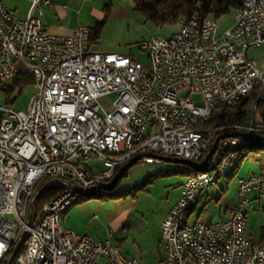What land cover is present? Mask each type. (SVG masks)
<instances>
[{"label": "built area", "instance_id": "built-area-1", "mask_svg": "<svg viewBox=\"0 0 264 264\" xmlns=\"http://www.w3.org/2000/svg\"><path fill=\"white\" fill-rule=\"evenodd\" d=\"M27 1L24 18L0 1V86L26 72L35 89L23 110L0 103V263L18 245L10 264H139L60 218L83 196L111 187L129 161L165 158L208 168L180 184L161 223L164 256L152 264H264V240L247 235L245 209L251 193L264 199V166L235 178L237 203L224 219H187L238 149L252 136L264 140L261 123L205 125L218 106L264 85V68L246 55L264 43V0H241L220 33L206 17L141 40L147 62L91 50L83 24L68 35L48 33L40 16L51 0ZM91 158L100 167L91 170ZM51 187L55 195L35 205Z\"/></svg>", "mask_w": 264, "mask_h": 264}, {"label": "rangeland", "instance_id": "rangeland-1", "mask_svg": "<svg viewBox=\"0 0 264 264\" xmlns=\"http://www.w3.org/2000/svg\"><path fill=\"white\" fill-rule=\"evenodd\" d=\"M25 4L27 8V0ZM114 5L116 7H122V9L126 11V14L119 17L108 18L104 22L98 39L91 44V50L115 51L139 59L142 62H147L148 58L146 52L140 48V41L153 38V36L166 38L173 32L176 24L165 25L163 27L155 25L152 21L146 20L141 13L134 11L130 0H114ZM231 17L232 12L216 18L217 33H220L232 24ZM92 22L87 24L92 26ZM246 55L249 59L255 60L259 68H264V43L258 47L249 48ZM11 85L12 82H5L0 86V103H6V94L3 88L10 87ZM34 92L35 89L31 84L26 85L12 102L6 104L13 108L23 110ZM112 99L113 95L108 96V101ZM257 99L252 103V109L254 108L253 120H251L250 115L248 125L260 124L261 109L256 108ZM104 104L106 105L107 103L104 102ZM261 142L264 143V140ZM262 156H264L263 152ZM216 159L217 155L215 153L212 157L213 162L216 161ZM255 160L256 157L254 155H248L242 160L234 176L226 178L221 175L217 178L213 186L202 191L201 198L196 204L193 216L195 217L198 215V221H216L218 217V204H221L222 199L225 197L237 199V195L235 194V178L246 176L245 174L252 172L255 168ZM87 164L95 167L100 164V161L97 158H91L87 161ZM185 165L186 164L180 161L165 158L158 159L149 164H140V162H136L128 166L125 174L119 177L112 191L132 188L146 179V176L150 173L160 170L179 169L183 166L185 167ZM174 175L180 176L181 174L170 173L159 175L153 178L152 182L147 185L145 184L140 190H136L133 196L129 195L126 199H99L94 196L88 198V200L92 202L91 204L96 203L95 205H99V207L102 208L101 210H95L97 217L92 221V236L95 239L109 240L112 244L117 245L124 255H127L129 252L133 253L134 258L138 259L137 261H139V264H147L152 261L154 255L152 241L149 240L150 235L148 236L145 229L150 228L151 232L154 233L158 225L159 215L168 202L161 187L157 186L159 185V181L164 178L173 177ZM178 179L179 177H177L176 180ZM153 183L156 186L148 188L146 191V186H150ZM101 192L102 191L97 190L95 193ZM206 194L207 197L205 196ZM205 198L207 200H205ZM116 202L118 203L117 205ZM126 205L130 206L131 209L123 213L121 208ZM117 206H119V208H117ZM263 208L264 200L262 199L256 200L253 205L246 206L245 209L248 211V219L254 217L256 213H260V215L264 214ZM194 217L189 219L193 220Z\"/></svg>", "mask_w": 264, "mask_h": 264}, {"label": "trees", "instance_id": "trees-1", "mask_svg": "<svg viewBox=\"0 0 264 264\" xmlns=\"http://www.w3.org/2000/svg\"><path fill=\"white\" fill-rule=\"evenodd\" d=\"M132 2V9L143 15L146 20L152 21L155 25L163 27L165 25H174L180 21H189V19L202 20V18L209 17L216 20L224 14H229L233 10L241 7V0H130ZM111 7V0H108L104 5V18L100 22H95V25L90 28V45L98 39L104 22L107 20L109 15V10ZM33 75L26 72H20L14 78H12V85L10 87L3 88L6 94V103L12 102L16 96L20 93L21 89L26 85L33 84ZM264 97V85L255 87L247 95L242 96L233 105H220L213 111L212 117L205 123L206 126L218 125L220 123L226 124H241L247 125L250 121V115L252 112V103L259 97ZM256 108L261 109L260 111V123L264 124V100H258L256 103ZM262 140H258L254 136L250 143L246 146L241 147L237 151V158L231 169L225 173L226 178H230L236 174V171L242 162L250 154H260L264 152V143ZM181 162V161H180ZM136 162H133L134 164ZM183 163V162H182ZM128 166L123 170L120 176L124 175ZM208 167L206 165L201 168H196L194 166H183L179 169H168L160 170L149 174L142 183L135 185L129 189L112 191L117 183L120 176L117 177L113 185L106 191L101 193L92 192L86 196L80 198L77 202L87 200L90 197H96L99 199L103 198H117L126 199L129 195L135 193L136 190H140L144 185L152 182L153 178L159 175L170 174V173H180L185 175L194 173L197 170H206ZM40 188V187H38ZM58 188L51 187L40 191L39 195L35 200V205L39 206L43 202L52 198ZM76 202V203H77ZM259 241L264 240V227H262ZM0 264H5L1 262Z\"/></svg>", "mask_w": 264, "mask_h": 264}, {"label": "crops", "instance_id": "crops-1", "mask_svg": "<svg viewBox=\"0 0 264 264\" xmlns=\"http://www.w3.org/2000/svg\"><path fill=\"white\" fill-rule=\"evenodd\" d=\"M0 1L8 8L13 10L18 17L24 18L27 9L25 4L26 0H0ZM107 1L108 0H51L50 5L42 6V11H41L42 13L40 16L42 25H44L48 33L53 35H61V36L70 34L72 30L77 25L80 24L86 26L88 25V27H93V25H95V22L98 21L100 22V20L104 18L105 12L103 8L104 5L107 3ZM125 14L126 11L122 9V7L121 8L116 7L114 5V0H111V7L109 10L108 18L119 17ZM90 22L93 23L92 26L87 24ZM252 155L256 157L254 164L255 168L252 172H248L247 174L258 172L260 167L264 166V156H262V153L252 154ZM87 166L91 170H95L98 167H100V164L96 165L95 167L91 166L90 164H87ZM222 176L226 177L225 174ZM177 177H179L178 180H176ZM185 178H186L185 175H180V176L174 175L173 177L162 179L161 181H159V185H157L161 187V190L163 194L166 196V200L168 202L166 206H164L163 211L159 215L158 225L155 228L154 233L151 232L150 228L145 229L146 230L145 232L148 234V236L150 235L149 240L152 241V250L154 251L153 260L148 262L147 264L155 263L158 259L164 256L165 247H163L164 243L161 240L162 219H164L168 209L170 208L169 206H171L178 199L180 195L179 193L180 184L184 181ZM155 186L156 185H154L153 183L150 186H146L147 188L145 189L147 191L148 188H152ZM251 194L249 195L250 202L246 206L253 205V203L256 202V200H258L255 193H251ZM205 196L207 197V194ZM200 198L201 195L198 198L196 204L199 202ZM205 200L207 199L205 198ZM91 203L92 202L87 199L85 201L83 200L70 206L60 218L61 225L64 228H69L92 236V232H91L92 221L94 220V218L97 217V215L95 214V210H101L102 208L99 207V205H95L96 203L94 204ZM236 203H237L236 198L234 199L233 198L229 199L226 197L223 198L221 204H218L219 205L218 213H217L218 217L216 221L224 219L226 217L227 210ZM117 204L118 203L116 202V205ZM196 204L193 205L194 207L188 213L187 219L189 222L198 220V215L195 217L193 216ZM117 208H119V206H117ZM121 209L122 212L125 213L128 212L131 209V207L126 205ZM263 212H264V208H263ZM247 216H248V211H247ZM191 217H194V219L190 220L189 218ZM200 221H205V220H200ZM262 227H264V214L260 215V213H256V215L254 217H251L250 219H248L247 217V235L254 241L259 240L261 233L260 229H262ZM125 256L134 257L133 253L130 252L127 253V255Z\"/></svg>", "mask_w": 264, "mask_h": 264}, {"label": "water", "instance_id": "water-1", "mask_svg": "<svg viewBox=\"0 0 264 264\" xmlns=\"http://www.w3.org/2000/svg\"><path fill=\"white\" fill-rule=\"evenodd\" d=\"M262 99L264 100V97L263 96L262 97H259L257 99V101L258 100H262ZM253 112H254V108L252 109V112H251V120H253ZM132 163H133V160L132 161H129L127 164L123 165L120 168V171L113 177L111 184H113L115 182V180L117 179V177L120 176L121 171L124 170L127 166L131 165ZM24 236H25V230L21 234V240L24 238ZM17 248H18V245H16V247L13 250V252H11V255H10L9 259L7 260V264H10L12 262V260L14 258V255H15V253L17 251Z\"/></svg>", "mask_w": 264, "mask_h": 264}]
</instances>
